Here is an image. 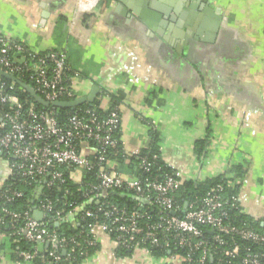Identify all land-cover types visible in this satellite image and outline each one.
I'll use <instances>...</instances> for the list:
<instances>
[{"label": "crops", "instance_id": "0c3cea01", "mask_svg": "<svg viewBox=\"0 0 264 264\" xmlns=\"http://www.w3.org/2000/svg\"><path fill=\"white\" fill-rule=\"evenodd\" d=\"M142 2L146 17L162 16L155 29L120 0L88 10L77 0H0V37L64 54L74 90L84 97L98 87L101 110L115 98L127 152L148 148L155 131L162 160L184 180L242 167L240 205L264 230V0ZM10 175L0 156V187ZM97 236L99 251L73 264H159L118 256L112 237ZM0 264L26 263L4 254Z\"/></svg>", "mask_w": 264, "mask_h": 264}, {"label": "built area", "instance_id": "2783aa9c", "mask_svg": "<svg viewBox=\"0 0 264 264\" xmlns=\"http://www.w3.org/2000/svg\"><path fill=\"white\" fill-rule=\"evenodd\" d=\"M98 1L77 3L88 10ZM0 69L18 78L28 75L32 87L47 101L81 98L61 52L40 54L0 37ZM4 90L0 79V102L9 106L7 112L0 110V153L10 162V179L29 188L33 199L30 211L12 209L8 206L22 199L24 190L0 187V262L8 254L26 264H36L38 259L42 264H72L76 248H68V240L53 228L65 219L81 224L91 218L95 223L79 234L86 236L80 250L83 262L92 259L90 248L99 245L97 232H103L114 236L118 247L142 253L159 264H264V230L240 220L237 214L246 215L239 202L242 183L235 173L224 175L223 182L205 195L179 202L177 193L187 179L178 173H162L157 167L160 154L125 150L121 138L115 136L121 119L114 105L105 115L98 108L83 116L72 114L61 126L54 114L57 110L25 109ZM119 149L123 167L116 156ZM133 161L134 167L129 168ZM68 180L79 187L81 199L99 206L96 213L78 215L81 207L69 187L58 198L51 196L53 189ZM190 181L204 180L198 176ZM124 191L147 208L129 209L102 201ZM57 204L61 206L58 210ZM35 208L43 214L41 222L34 217ZM22 242L29 248H15ZM157 248L166 254L156 256L153 249Z\"/></svg>", "mask_w": 264, "mask_h": 264}, {"label": "trees", "instance_id": "16d2710c", "mask_svg": "<svg viewBox=\"0 0 264 264\" xmlns=\"http://www.w3.org/2000/svg\"><path fill=\"white\" fill-rule=\"evenodd\" d=\"M20 78L26 82L27 84L31 85L34 87V84L32 83V81L29 79L28 75L25 76H20ZM2 83L5 84V95L6 96H10V97H14L16 98L20 103H22L24 105L25 109L30 108L31 106H34L35 109L38 112H46L48 113L47 110L43 109L42 107H39L37 105H35L33 103V101L31 99H29L28 95L26 93H24L18 86H14L12 85L10 82L6 81V80H2ZM43 96V95H42ZM116 101V99L114 98L113 100V105L115 106L114 102ZM118 101V99H117ZM116 103V102H115ZM91 108H98L99 109V113L101 115H105L106 112L101 110L100 105L98 102H96L93 105L90 104H83L82 106L78 107L76 110H57L54 111V114L57 116L59 124L61 126H65L67 124V119L69 118V116H71L72 114H80V115H85L86 112L88 110H90ZM0 110L1 111H5L7 112L9 110V106L8 105H3L0 102ZM51 112V111H49ZM210 132V130H209ZM115 136L117 138H120V132L119 129L115 132ZM209 133L207 136V139L202 140L201 142H198V144L196 145V155L197 157L200 159L204 156L205 152L207 151L208 145H209ZM159 134L158 132L152 131L151 133V141L149 144V147L146 149L142 150V154L143 155H152V154H160V149H159ZM121 149V147H120ZM120 149L118 150V154H116L117 159L119 160L120 164H122V167L124 166V159L121 155V151ZM136 162H132V164L130 165L129 168H133ZM158 168L161 169L162 173H168V174H177V170H175L174 168L170 167L169 165H167L163 160H160L158 162L157 165ZM233 173H235V175L240 178L242 176L243 169L242 167H237L235 170L232 171ZM224 180V176H219V177H215L212 179H206L198 184H195L192 181H184L182 184V187L180 188V190L177 193V197L179 202H183L184 200H186L189 197H192L196 194H200V195H205V193H207L209 190L213 189L215 186H217L219 183H222ZM23 185L21 184V182H18L17 180L14 179H9L7 181V183H5L3 185L2 190L5 189H13V190H19V189H23L24 190V196L22 199L19 200H15L14 203H11L8 207L12 208V209H18L21 210L23 212L25 211H30L31 210V206H32V191L29 188H24L22 187ZM69 187L72 192L75 194L73 196V199H76L79 202V205L81 207L80 212H77L78 215H81L84 211H91L96 213L98 210V205L95 202H85L83 199H81L80 195H81V191H79V187L75 184H73L71 181L68 180V182L63 185V186H59L56 187L55 189H53L51 192V196L53 198H58L63 190L65 188ZM1 193V190H0ZM45 194H50V190H46ZM102 201H108L111 204L114 205H118L120 207H127V208H134V207H140L143 209H146L147 206L141 205L134 197V195L132 193L129 192H120L117 194H109L107 197H103ZM61 206L60 204H57L56 209H60ZM234 212H232L233 214ZM238 217L243 220H247L250 222V224L253 222L248 218V216H243L241 214H239V212L237 213ZM51 217H48V220L51 221ZM90 223H95L94 219H87L86 222L81 223V224H77L76 222L70 220V219H65L60 221L59 226L55 227L53 229L56 230V232H58L63 238H65L66 240H68L69 242V246L68 248H72L75 247V254L73 255L74 259L76 260L74 263L77 262H81V257H80V250L83 246H85V239L86 236L85 235H79L80 232L84 231L87 229V225H89ZM254 225V224H253ZM256 226V225H254ZM112 238H115L114 236ZM75 240L76 242L74 243L72 240ZM15 248H19V249H28L29 248V244L22 242L21 244H18V246H15ZM100 246H96L95 248H90V254L91 255H95L97 251H99ZM69 250V249H68ZM153 253L156 256H162L165 255L166 252L161 250V249H153ZM116 254L118 256L124 257V256H129L130 254H133V252L129 251L128 249L125 248H121V247H117L116 249ZM36 264H42L41 261L38 259L35 262ZM73 264V263H72Z\"/></svg>", "mask_w": 264, "mask_h": 264}, {"label": "water", "instance_id": "95a60500", "mask_svg": "<svg viewBox=\"0 0 264 264\" xmlns=\"http://www.w3.org/2000/svg\"><path fill=\"white\" fill-rule=\"evenodd\" d=\"M120 1L125 3L126 8H128L136 16L140 17L143 21H145L153 29L156 28V24L162 16L160 15L149 16L148 15L146 17V15H144L145 11L141 9V5L143 4L142 0H133V2L127 1V0H120ZM144 5H146V3ZM148 17L149 19L152 18L153 20L147 19ZM155 21L156 23H154ZM0 79L8 81L14 86H18L24 93L28 95L29 99H31L35 105L42 107L45 110H72L73 111L76 108L82 106L83 104L93 105L96 101V97L98 95V90H99L98 87H94L92 92L89 95L78 98L73 101L50 102V101L45 100L31 85L24 82L21 78H18L12 74H9L8 72L2 69H0ZM0 156H2L1 153H0ZM36 198H38V196ZM34 217L40 222L43 220V214L40 211H38L36 208L34 211ZM56 226H58V224Z\"/></svg>", "mask_w": 264, "mask_h": 264}, {"label": "rangeland", "instance_id": "374dc122", "mask_svg": "<svg viewBox=\"0 0 264 264\" xmlns=\"http://www.w3.org/2000/svg\"><path fill=\"white\" fill-rule=\"evenodd\" d=\"M79 95V94H78Z\"/></svg>", "mask_w": 264, "mask_h": 264}]
</instances>
